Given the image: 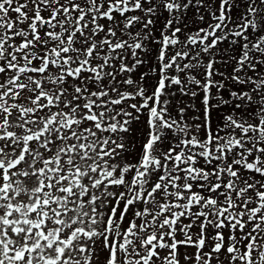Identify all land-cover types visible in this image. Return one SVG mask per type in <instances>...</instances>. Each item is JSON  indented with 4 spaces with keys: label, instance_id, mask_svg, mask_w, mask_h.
I'll return each instance as SVG.
<instances>
[{
    "label": "snow or ice",
    "instance_id": "6c2138e0",
    "mask_svg": "<svg viewBox=\"0 0 264 264\" xmlns=\"http://www.w3.org/2000/svg\"><path fill=\"white\" fill-rule=\"evenodd\" d=\"M0 264H264V0H0Z\"/></svg>",
    "mask_w": 264,
    "mask_h": 264
}]
</instances>
